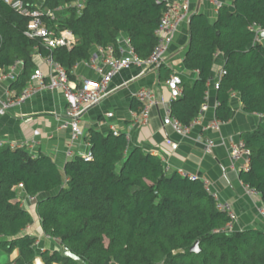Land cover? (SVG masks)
<instances>
[{"label":"trees","instance_id":"1","mask_svg":"<svg viewBox=\"0 0 264 264\" xmlns=\"http://www.w3.org/2000/svg\"><path fill=\"white\" fill-rule=\"evenodd\" d=\"M74 1L44 0L42 6ZM79 1V13L69 6L57 21L59 28L73 32L76 43L69 49L38 50L65 67L69 79L75 77L77 61L89 58L92 46L116 43L120 33L128 36L138 56L151 53L164 2ZM232 7H219L213 22L203 13L190 15L183 67L195 75H181L182 95L170 102V110L185 125L198 115L206 102L214 57L221 53L224 73L216 89L215 119L223 123L231 118L232 93L245 113L263 117L254 129L240 133L249 160L238 177L264 203V45L252 29L264 27V0H233ZM26 24V17L0 0V68L22 62L10 85L17 94L36 67L33 54L39 46L38 40L25 36ZM131 106L137 110V101ZM85 137L92 158L76 155L62 169L25 145L0 144V251L18 250L6 264H32L36 255V237L23 233L32 218L16 200L18 193L36 197L43 233L85 264H264L263 230H227L231 218L216 207L201 179L165 170L158 155L130 147L124 132L89 129ZM195 242L199 250L190 251ZM40 255L45 264H75L62 258L60 250Z\"/></svg>","mask_w":264,"mask_h":264},{"label":"crops","instance_id":"2","mask_svg":"<svg viewBox=\"0 0 264 264\" xmlns=\"http://www.w3.org/2000/svg\"><path fill=\"white\" fill-rule=\"evenodd\" d=\"M23 1L33 6H42L44 2V0ZM222 1L230 9L233 8V0ZM191 4L196 12L203 13L209 22H213L217 10L210 2L191 0ZM61 12L57 14V18L61 16ZM188 32V20H186L180 24L173 35L169 45L168 60L165 63L145 70L132 67L114 76L110 84L112 91L100 103L84 113L81 119L83 126L81 137L72 139L70 131L60 127L66 106L63 92L42 90L21 105L8 109L5 114H0V142H9L17 146L25 145L33 153H44L56 163L58 168L62 169L66 160L86 152L85 136L89 129L106 134L109 131L108 122L112 121L118 131L126 134L130 147L139 146L144 151L164 157L169 170L182 169L206 179L210 188L209 192L219 200L231 203L236 215L233 229L255 227L263 230L264 221L256 213V207L263 202L259 197L248 194L246 185L240 181L238 174L243 169V162L234 164L229 159L231 144L240 141V133L254 129L263 117L245 113L237 94L232 93L229 101L232 110L231 118L227 122H221L217 130L203 129L206 123L215 119L216 89L214 83L224 63L221 53H216L214 57L206 92L207 109L202 114L200 124L185 136H179L170 127L162 125L163 107L170 104L169 92L164 80L172 69L180 71L186 77L195 75L194 72H188L183 67L184 47L188 41ZM259 40L264 45V37H260ZM33 60L36 66L40 65L43 71L46 70L39 56H33ZM166 71H169L168 74L165 73ZM74 76L76 79L95 77L83 65V62L78 63L77 68L74 69ZM4 87L5 84H0V99L3 98ZM144 87L153 89L157 103L150 110L148 122L141 125L132 120L131 113L135 109L131 105L133 99L136 100L135 92ZM107 112L112 113L111 119L106 118ZM199 136L214 140L215 146L211 153H205L204 144L198 139ZM166 140L175 142L177 147L172 149ZM27 211L32 218V223L23 230V233L38 237L43 250L62 249L57 239L43 233L36 207L29 206ZM17 256V249L10 253L0 251V264H6Z\"/></svg>","mask_w":264,"mask_h":264},{"label":"built area","instance_id":"3","mask_svg":"<svg viewBox=\"0 0 264 264\" xmlns=\"http://www.w3.org/2000/svg\"><path fill=\"white\" fill-rule=\"evenodd\" d=\"M156 2H164L165 9L160 19L158 27L154 33L156 35V45L151 53L142 58L138 56L134 47L130 43L127 35L120 33L117 36L116 43H110L105 46L94 45L91 47L89 58L86 60H79L83 65L89 69L95 77H84L80 79H69L68 72L65 67L55 62L51 55L43 56L39 53V48L51 50L58 47L71 48L76 43V37L68 28H59L57 21V14L64 11L69 6L73 7L76 13H79L83 4L76 0L69 4L59 5L57 7L48 6H28L23 0H3L19 15L27 18V24L24 29L26 37L32 40H38L39 46L34 47L33 56H39L42 63L45 64L46 70L43 71L40 65L36 66L30 75L26 86L17 94L14 89L10 87L22 68V62L15 60L6 68H0V84H5L3 98L0 99V114L12 108L21 105L30 97L42 90L57 91L61 90L66 100L64 109V116L61 120L60 127L70 131L71 138L76 139L83 135L82 117L84 113L91 107L100 103L112 90L110 84L118 73L123 70L137 67L141 70L147 68L158 67L168 60L169 45L172 41L173 35L179 28L180 24L189 19L196 9L191 4V0H155ZM200 1V0H199ZM212 4L215 10L225 5L222 0H204ZM54 26H50L49 23ZM256 37L259 39L260 35L264 33V27L252 26ZM74 65L72 72L77 68L78 63ZM224 73L221 69L218 78L214 83V88L217 89L219 78ZM181 72L172 69L169 76L164 80V84L169 92V103L182 95V78ZM135 99L138 103L137 110L132 111L131 117L137 124H146L149 120L151 108L157 103L153 89L144 87L138 89L135 94ZM207 109V104H201L198 115L187 125L182 124L176 119L170 110V104L163 107L162 110V125L168 126L172 131L179 135L185 136L190 134L194 127L200 124L202 114ZM113 117L111 112L106 113V118ZM220 121L214 119L204 126V130H217ZM108 128L113 134L119 131L116 125L108 122ZM200 141L204 144L205 153H211L215 142L213 139L205 136H199ZM172 149L177 147L175 142L166 140ZM3 142H0V144ZM19 146V145H18ZM87 150L81 156L86 160L92 158L89 151V144L86 143ZM249 150L245 148L243 142L237 141L231 144L229 148V159L232 163L243 162L242 168L248 167ZM160 157V156H159ZM164 164L165 170H169L164 157H160ZM182 176H187L190 179H201L205 188L209 191V184L206 179L199 177L196 174H191L182 169H177ZM246 191L251 196L259 197L258 191L246 186ZM25 199L31 201L34 196L25 194ZM216 207L227 213L231 218V222L227 224V230L233 229V222L235 220V213L230 202L219 200L216 196ZM22 205V204H21ZM23 206V205H22ZM256 213L264 221V203H260L256 207ZM264 233V229H263ZM38 242H34L36 255H40L42 248L39 247Z\"/></svg>","mask_w":264,"mask_h":264},{"label":"water","instance_id":"4","mask_svg":"<svg viewBox=\"0 0 264 264\" xmlns=\"http://www.w3.org/2000/svg\"><path fill=\"white\" fill-rule=\"evenodd\" d=\"M260 37H264V33L260 35ZM199 250L197 242H195L191 247L190 251L197 252ZM60 256L64 259H70L75 264H85V262L75 254H73L68 248L62 247L60 250ZM32 264H45L44 260L42 259L41 255H35Z\"/></svg>","mask_w":264,"mask_h":264},{"label":"rangeland","instance_id":"5","mask_svg":"<svg viewBox=\"0 0 264 264\" xmlns=\"http://www.w3.org/2000/svg\"><path fill=\"white\" fill-rule=\"evenodd\" d=\"M180 57V56H179ZM18 187H15V189H17ZM25 194H19L18 193V196H17V199L16 200H18V201H20V204H22L23 205V207L27 210V209H29V206L30 207H33V206H35V199H36V197L34 196V199H32L31 201H27V199H25ZM37 239H36V241H35V243L36 242H38V246L39 247H41L42 248V251H44L43 250V247L40 245V239H38V237H36ZM61 250V249H60ZM41 251V252H42ZM40 252V253H41ZM111 264H114V263H111Z\"/></svg>","mask_w":264,"mask_h":264}]
</instances>
